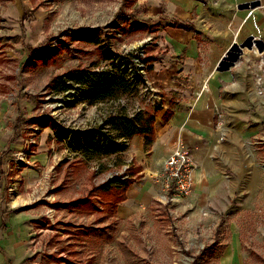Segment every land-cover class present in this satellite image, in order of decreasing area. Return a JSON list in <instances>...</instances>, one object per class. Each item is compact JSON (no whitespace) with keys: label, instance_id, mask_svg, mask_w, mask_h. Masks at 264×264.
<instances>
[{"label":"rangeland","instance_id":"374dc122","mask_svg":"<svg viewBox=\"0 0 264 264\" xmlns=\"http://www.w3.org/2000/svg\"><path fill=\"white\" fill-rule=\"evenodd\" d=\"M14 1L20 0H0V200L27 209L28 221L25 234L23 227L18 230L16 243V236L9 238L15 244L5 253L8 263L71 264L77 258L82 264H264V116L243 131L225 130L224 139L198 146L189 196L163 190L160 171L172 152L155 171L137 175L129 200L118 204L113 216L101 190L96 193L100 210L92 215L68 206L93 186L124 174L131 163V154L118 158L94 151L87 164L71 166L87 148L71 133L99 129L123 107L134 116L164 104L174 92L160 77L168 48L162 30L153 32L156 21L146 0H21L26 10L7 26ZM134 12L135 19H128ZM85 28L96 31L102 45L126 61L130 71L140 70L145 81L135 93L89 106L79 100L78 91L61 90L60 78L99 60L94 45L69 38ZM67 41L56 64L44 67L35 58L38 48H57ZM149 56L156 60L145 62ZM100 64L99 70H111L109 63ZM255 90L264 95V83ZM21 152L26 158L18 169ZM43 218L51 225H83L89 232L79 239L62 227L58 232L49 226L38 230L36 222ZM70 244L80 254L71 251L67 258L68 252H59ZM50 254L61 261L49 260Z\"/></svg>","mask_w":264,"mask_h":264},{"label":"crops","instance_id":"0c3cea01","mask_svg":"<svg viewBox=\"0 0 264 264\" xmlns=\"http://www.w3.org/2000/svg\"><path fill=\"white\" fill-rule=\"evenodd\" d=\"M146 5L156 21L153 32L162 30L168 48L162 85L174 92L156 115L151 147L145 148L143 136H134L125 140L126 151L113 154H131L135 178L155 171L180 140L207 147L224 139L223 131H243L264 116V95L255 90L264 83V0H146ZM24 10L21 0L11 2L7 26ZM128 190L122 203L129 200ZM17 208L0 200V264H10L5 253L18 241L20 227L26 233L27 209Z\"/></svg>","mask_w":264,"mask_h":264},{"label":"trees","instance_id":"16d2710c","mask_svg":"<svg viewBox=\"0 0 264 264\" xmlns=\"http://www.w3.org/2000/svg\"><path fill=\"white\" fill-rule=\"evenodd\" d=\"M135 16L136 14L134 12L132 15H128L127 17L131 20L135 19ZM73 33L74 35L69 37L70 39L72 38L74 41L95 46L97 53H99V60L92 63V65L87 68L80 67L77 71L69 73L66 77L64 76L60 78L57 84L59 87H62V91L76 90L81 96L79 100L87 102L89 106H93L99 102L110 99L119 100L125 94L135 93L138 89V85L141 82L144 83L145 79L140 70L138 68H134L130 71L126 61H121V58L118 59V57H116V55H114L109 48L102 45L100 38L96 35V31L85 28L74 31ZM67 46L68 41L64 42L61 47L57 48H38L35 53L37 57L35 58H37L44 67L56 64L58 62V57L65 52V48H67ZM142 51L150 55L148 47L144 46ZM116 60L117 62H115ZM155 60V57L149 56L148 59H145V62H153ZM101 61L109 63L111 70H108V68H105V70H99L103 67L100 64ZM150 68H152V66ZM162 105L163 103L154 107V111L152 112L144 110L138 112L134 116L127 115L125 107H123L118 112H111L99 129H88L85 132L73 131L71 133L72 136L79 142H85V147L87 148L83 151V158H77L71 163V166L84 163L87 164V158L91 159L94 151H98L104 156L123 152L128 147L125 140L131 139L134 136H143L145 138V148H150L155 139L154 126L156 122V115L162 110ZM108 124H110L111 128H107ZM45 126L49 127L47 123ZM51 127L54 131H56L58 137H60L57 127ZM117 163L118 159L112 167H116ZM95 175L96 172L91 173L92 180H94ZM135 176L136 168L133 162H131L124 174L115 175L102 185L93 186L92 190L86 197H81L71 201L68 206L73 210H79L87 215H92L100 210L98 201H96V193L98 190H101L106 193L107 202L105 204H108L107 208L110 210L109 212L112 214L111 216H113L117 209V205L126 200L127 190L136 181ZM36 225L41 226L38 230L45 229L46 226H49L52 230L57 232L62 227L66 233L71 234V232H73L75 235H78L79 239L85 237L89 232V229L85 226L82 225L76 227L71 222L51 225L47 218L40 219L36 222ZM105 233L106 231L101 232L102 235ZM71 251L76 254H80L76 251L75 245L72 244H70L67 249L62 250L59 253L68 252V258L70 257ZM48 259L56 261L57 258L54 254H50ZM57 260L61 261V259ZM69 261L71 264H82L77 260V258L76 260L72 259ZM87 263H89V261Z\"/></svg>","mask_w":264,"mask_h":264},{"label":"built area","instance_id":"2783aa9c","mask_svg":"<svg viewBox=\"0 0 264 264\" xmlns=\"http://www.w3.org/2000/svg\"><path fill=\"white\" fill-rule=\"evenodd\" d=\"M138 61L141 62L140 59ZM218 116L219 127L221 115L218 114ZM197 150H199V147L195 143H188L183 140L177 142L172 155L166 159L161 167L160 176L163 177L162 186L164 191L173 192L182 197L192 194L194 186L193 171L196 167L193 153ZM25 158L26 154L24 152L19 153L18 169L19 163L21 164Z\"/></svg>","mask_w":264,"mask_h":264}]
</instances>
